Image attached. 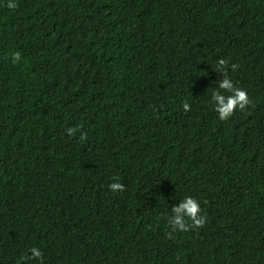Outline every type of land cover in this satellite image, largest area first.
I'll use <instances>...</instances> for the list:
<instances>
[{"label":"trees","instance_id":"1","mask_svg":"<svg viewBox=\"0 0 264 264\" xmlns=\"http://www.w3.org/2000/svg\"><path fill=\"white\" fill-rule=\"evenodd\" d=\"M0 264H264V0H0Z\"/></svg>","mask_w":264,"mask_h":264},{"label":"clouds","instance_id":"2","mask_svg":"<svg viewBox=\"0 0 264 264\" xmlns=\"http://www.w3.org/2000/svg\"><path fill=\"white\" fill-rule=\"evenodd\" d=\"M10 9H15L16 4L10 2L8 4ZM20 57L19 53L12 55V61L15 63ZM224 60L217 62V69L224 75L223 81L219 85L220 91H214L210 97V102L214 106V111L217 113L220 120L228 119L237 108H244L248 103L247 93L235 87L231 79L224 72ZM226 93H230L227 94ZM185 110H188L189 105L185 103L183 105ZM68 135H73L77 131L75 128H68ZM81 139H84V135L81 134ZM108 188L112 192L123 191L124 186L119 182H112L108 184ZM173 219L168 221L169 227L173 232H185L191 228L201 226L204 223V217L201 214V208L199 201L193 196H185L183 202L176 207H173ZM189 221L191 223H189ZM30 259L41 260L42 252L39 248L32 247L30 250Z\"/></svg>","mask_w":264,"mask_h":264}]
</instances>
